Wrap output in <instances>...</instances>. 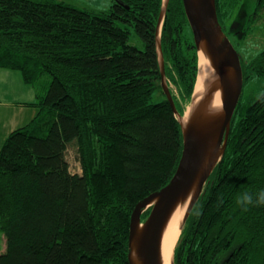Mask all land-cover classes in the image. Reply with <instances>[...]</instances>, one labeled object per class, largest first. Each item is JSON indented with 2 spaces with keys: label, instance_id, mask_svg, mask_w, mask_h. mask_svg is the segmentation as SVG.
I'll use <instances>...</instances> for the list:
<instances>
[{
  "label": "trees",
  "instance_id": "16d2710c",
  "mask_svg": "<svg viewBox=\"0 0 264 264\" xmlns=\"http://www.w3.org/2000/svg\"><path fill=\"white\" fill-rule=\"evenodd\" d=\"M162 1L111 0L108 10L94 12L57 0H0V67L19 70L34 86L50 76L36 93V115L0 147V264H128L131 212L170 180L182 150L179 121L160 85L155 26ZM239 1L215 0L228 37L244 38L264 13L257 0L246 26L242 4L231 20ZM131 29L143 48L129 42ZM160 42L183 115L198 54L182 0L168 1ZM241 67L243 84L253 72L264 77V47L249 70L242 58ZM155 90L158 101L151 100ZM70 143L80 173L66 159ZM260 188L264 89L238 101L224 154L180 230L173 264H264V206L243 211L235 202Z\"/></svg>",
  "mask_w": 264,
  "mask_h": 264
},
{
  "label": "water",
  "instance_id": "95a60500",
  "mask_svg": "<svg viewBox=\"0 0 264 264\" xmlns=\"http://www.w3.org/2000/svg\"><path fill=\"white\" fill-rule=\"evenodd\" d=\"M169 0H163L155 26L160 68V85L176 115L182 134V150L170 180L141 198L134 206L128 231V264H163L161 241L167 222L178 205L186 208L180 230L217 162L224 154L231 119L243 87L241 56L225 31L216 12L215 0H182L194 45L209 61L213 72L195 99L193 93L184 117L177 112L165 76L160 29ZM219 93L221 104L212 107ZM149 208L147 216L141 215Z\"/></svg>",
  "mask_w": 264,
  "mask_h": 264
},
{
  "label": "rangeland",
  "instance_id": "374dc122",
  "mask_svg": "<svg viewBox=\"0 0 264 264\" xmlns=\"http://www.w3.org/2000/svg\"><path fill=\"white\" fill-rule=\"evenodd\" d=\"M57 1H63L73 6L94 12H99L102 10L106 11L108 10L109 5L111 4V0H57ZM256 1L257 0H240L237 6H235V8L233 9L232 17L230 19L232 20L234 16L237 15V13L240 10V5L242 4L244 5V9L247 13L246 20L244 22V26H246L250 22V18H252L251 14L254 12ZM229 26H230V21H226L225 30H228ZM229 39L231 40V42H233L235 48L240 53L244 64H246L247 67L246 69L249 70L248 65L252 62L253 58L257 55V53L264 47V13H262L261 18L251 26L249 32L244 38H238L235 34L233 35L229 33ZM129 42L140 48H143L142 40L132 29L130 30ZM13 70L19 73V75H21L22 77V74L19 70L17 69H13ZM15 77H17V74ZM38 80L39 82L37 85L41 88L43 85L47 84V81L49 84L50 76L48 74H43ZM28 85L31 84L28 83ZM13 89L15 90V92H17L19 90V87L16 84H14ZM263 89H264V77L257 75L253 72L251 76L245 80L240 95L241 98L239 100L242 103H247L251 99L256 97L258 94H260L263 91ZM161 98H162V94L159 92V90H155L151 100L158 101ZM8 134H6L5 136H7ZM66 159L69 162V167L71 171L79 172V173L81 172V167L77 159L76 147L74 143H70L68 145V148L66 150ZM185 208L186 205L184 209ZM4 248H5L4 234L0 229V252L3 251Z\"/></svg>",
  "mask_w": 264,
  "mask_h": 264
},
{
  "label": "crops",
  "instance_id": "0c3cea01",
  "mask_svg": "<svg viewBox=\"0 0 264 264\" xmlns=\"http://www.w3.org/2000/svg\"><path fill=\"white\" fill-rule=\"evenodd\" d=\"M22 80L21 75L13 69L0 67V147L10 129L25 125L33 118L38 108L35 104L38 102L36 93L38 90L44 91L46 87V84L41 88L28 85ZM14 84L19 87L17 92L13 89Z\"/></svg>",
  "mask_w": 264,
  "mask_h": 264
},
{
  "label": "bare ground",
  "instance_id": "6f19581e",
  "mask_svg": "<svg viewBox=\"0 0 264 264\" xmlns=\"http://www.w3.org/2000/svg\"><path fill=\"white\" fill-rule=\"evenodd\" d=\"M213 69L208 61V59L201 53L198 52L197 60V77L194 86V97L197 99L202 90L204 89V81L211 75ZM221 104L219 93L215 95L211 105L212 107H218ZM188 113V108L184 114L183 119ZM184 206L178 205L176 209L171 214L167 225L164 229L162 241H161V253L163 264H173V248L176 244L178 236L180 234V223L184 213Z\"/></svg>",
  "mask_w": 264,
  "mask_h": 264
},
{
  "label": "clouds",
  "instance_id": "9594fccd",
  "mask_svg": "<svg viewBox=\"0 0 264 264\" xmlns=\"http://www.w3.org/2000/svg\"><path fill=\"white\" fill-rule=\"evenodd\" d=\"M235 202L243 211H247L250 206H264V188L243 191L238 194Z\"/></svg>",
  "mask_w": 264,
  "mask_h": 264
},
{
  "label": "flooded vegetation",
  "instance_id": "af4514ba",
  "mask_svg": "<svg viewBox=\"0 0 264 264\" xmlns=\"http://www.w3.org/2000/svg\"><path fill=\"white\" fill-rule=\"evenodd\" d=\"M112 1L113 3H116V4L121 3L120 0H112Z\"/></svg>",
  "mask_w": 264,
  "mask_h": 264
}]
</instances>
